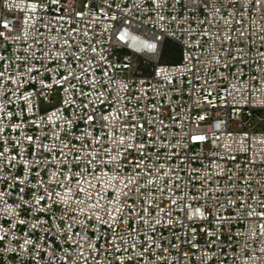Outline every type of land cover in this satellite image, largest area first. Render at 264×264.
I'll list each match as a JSON object with an SVG mask.
<instances>
[{"label": "built area", "instance_id": "built-area-1", "mask_svg": "<svg viewBox=\"0 0 264 264\" xmlns=\"http://www.w3.org/2000/svg\"><path fill=\"white\" fill-rule=\"evenodd\" d=\"M262 124L264 0H0V264H264Z\"/></svg>", "mask_w": 264, "mask_h": 264}, {"label": "rangeland", "instance_id": "rangeland-1", "mask_svg": "<svg viewBox=\"0 0 264 264\" xmlns=\"http://www.w3.org/2000/svg\"><path fill=\"white\" fill-rule=\"evenodd\" d=\"M181 59V46L174 40L166 38L164 42V48L161 56L162 63H175ZM136 61L139 62V67L147 70L148 65L142 64L139 58H136ZM264 127V124H262Z\"/></svg>", "mask_w": 264, "mask_h": 264}, {"label": "snow or ice", "instance_id": "snow-or-ice-1", "mask_svg": "<svg viewBox=\"0 0 264 264\" xmlns=\"http://www.w3.org/2000/svg\"><path fill=\"white\" fill-rule=\"evenodd\" d=\"M121 39H123V37Z\"/></svg>", "mask_w": 264, "mask_h": 264}]
</instances>
